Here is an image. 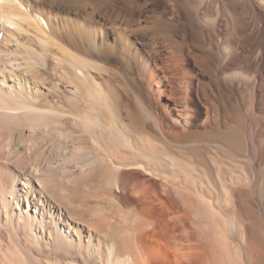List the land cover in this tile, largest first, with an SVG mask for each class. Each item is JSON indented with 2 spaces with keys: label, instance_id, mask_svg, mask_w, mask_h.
Segmentation results:
<instances>
[{
  "label": "bare ground",
  "instance_id": "6f19581e",
  "mask_svg": "<svg viewBox=\"0 0 264 264\" xmlns=\"http://www.w3.org/2000/svg\"><path fill=\"white\" fill-rule=\"evenodd\" d=\"M16 31L34 37L29 52ZM18 47L29 55L22 71ZM49 57L64 85L31 76ZM0 76V116L53 124L63 140L71 121L92 141L74 137L81 173L107 166L95 185L118 208L117 223L105 208L77 220L54 201L56 231L85 226L110 264H264V0H0ZM236 95L256 113H242ZM16 170L13 199L33 192L23 211L14 202L29 227L35 195L55 180L35 167L25 177L33 191L20 189ZM10 219L0 211V226Z\"/></svg>",
  "mask_w": 264,
  "mask_h": 264
},
{
  "label": "rangeland",
  "instance_id": "374dc122",
  "mask_svg": "<svg viewBox=\"0 0 264 264\" xmlns=\"http://www.w3.org/2000/svg\"><path fill=\"white\" fill-rule=\"evenodd\" d=\"M20 32H22V30ZM12 35H14V37H17L18 39L20 38V41H24L23 42L24 46L26 45L25 47L27 48L28 52L32 49V48H30L29 39H27V37L34 39V37H32L30 34H26V32H25V35L21 34V35H23V37L21 38V37H19V32L16 31V33L13 32ZM25 40H26V42H25ZM34 42L35 41H33V43ZM31 47H32V45H31ZM34 48L38 49L37 43H35ZM17 50L18 51L21 50V51H19V53H18ZM25 51L26 50H24V48L18 47L15 50L16 53H14L15 54L14 58L16 57L15 58L16 60L14 59L13 61H15V64H16L19 71H22L21 66H23V64L25 66L30 64V62L28 60L29 58H27L29 55L27 56V53ZM24 57L26 58V60H28V63H26V61L24 60L25 59ZM51 60L52 59L50 57L46 60V67H44V65L43 66L40 65L41 68L39 67V65L37 66L38 68H36V67L34 68V66H32V69L34 71H33V74H31V76L38 75L42 78L43 77L45 78V76L46 77L48 76L49 78L48 77L45 78V79H47V82H46V80L44 81V82H46L45 83L46 86L53 87V86H55V83L56 84L60 83V85H64L65 84L64 81H58L55 78V76H53L54 74L51 70V66H53L52 65L53 60L52 61ZM188 64L191 66V68H193V63L191 61H189ZM19 71H17V72H19ZM42 73H43V75H42ZM2 76L4 77V74ZM3 77L0 76V79ZM50 79H52V80H50ZM15 82H17V85L19 86V80L14 81V84H15ZM7 83L10 84L13 82H10V80L5 78V84H7ZM15 87H16V85H15ZM53 88H55V87H53ZM57 94L59 96L58 92H57ZM245 97L244 96L240 97L239 95H236L237 106L242 113L245 112V113H248L249 115H254V113H256V109L255 110H254V108L252 109V106L249 103L250 102L249 98L247 96H245ZM49 99L51 100L52 98L49 97ZM1 111H2V107H1V103H0V115L4 114ZM18 113L16 114L17 115L16 118L15 117L14 118L9 117V120H7L8 117H7V119H5V116H7V115H4L3 116L4 118L2 116H0V175H1V179L4 181V187H5V188H3V191H1L0 194L5 193V199H6L5 200L6 205H5V207L0 206V211H1V218L2 219H4V214L8 218H11L10 224L7 223V225H8L7 227L0 226V242H1V240H3V242L0 243L3 245V246H1L2 250L0 249V252L3 253V255L5 253V257L6 256L8 257V260L6 261L7 262L6 263L5 262L6 259H3L0 255V264H2V260H3V264H31V263L32 264H63V263H65V261L67 262L66 264H68V262L70 260L76 261V263L74 262V264H103V263L104 264H110L109 260H111V258H109V255H107V251H106L107 249L103 246V244L99 245V247H100L99 250H95L96 249L95 246H97L98 244L96 245V240H95L96 238L94 235L87 242L88 237L85 236L87 234V233H85L86 230H84V228H86L85 226L81 225L78 227L76 224H73L72 221H70V226H65V228L62 231L64 233V235L59 233V230L56 231V229H55V224L56 223L58 224L57 211L56 210L53 211L54 210L53 208L56 205V203H59L60 205H62L67 210V212L73 211L74 213L77 212V216L78 215H80V217L83 216L82 221L84 219V222L86 220L90 221L91 216L93 215V212H95L96 210H103V208H105V211L102 212V214L104 213V216L108 215L110 217V219L113 218L112 219L113 221L109 219L111 222H114V220H115V222L117 223V221H118L117 217H115V216H117L116 212L118 209L116 207L115 203L111 202V201H110V203L108 202L109 198L107 196V193H104L106 195H100V193L102 191L98 192L100 190H97V188H96L97 184L95 185L96 180H98V178H99V175L101 177L103 175V173L106 174V172L108 171L107 166L103 165L106 168L103 166L99 167L98 166L99 164L95 165V163H92L93 164L92 168H94L93 171H91L89 173H83V172L81 173L80 168H82V166L79 165V163H76L77 160H80L81 158H83V153H78V152H80V151L83 152L84 150H82L80 148L78 149V147H77L81 138L83 137L82 141L84 139H86L88 141V142H86L87 145L89 144L88 146L86 145L85 141L83 142L87 146L86 148H88V147L90 148V146H92L91 139L89 138L88 135H87L88 138H86L87 136L86 137L82 136V135H84L83 133H82V135L80 134L81 132L78 133L79 129H78L77 125H75L76 126L75 127L73 125L75 123L68 121L66 123L67 128L68 127H69L68 129L75 128L74 129L75 130L74 135L76 133L77 134L74 136V135H72L73 133L72 134L69 133L70 135H68V139L65 138V140H67V141L64 142L65 140H63L62 137H61V139H59V137L56 136L55 130L51 127V126H53V124L51 125L50 123L49 124L45 123L47 125L48 129L46 128V125L43 124V122H41V121L40 122L37 121L38 124L33 122L34 124H32V125L29 122L26 125V122H28V121H26V122L24 121V123H23V119H25L27 117L24 115H23V117L19 116ZM7 114H9V113H7ZM69 122H71V123H69ZM39 123H41L42 125ZM17 124H19V125H17ZM36 124L38 126H36ZM41 126H42V128H41ZM38 128H40L41 130H39ZM47 133H48V135H47ZM78 134H79V136L81 135L80 140H78L76 138L74 139V137H77ZM72 138H73V140H72ZM89 141H91V142H89ZM77 142H78V144L76 145L75 143H77ZM11 144H13V145H11ZM66 144H67V146L68 145L69 146L64 149ZM75 154H77V155H75ZM79 154H82V155H80L81 158L78 156ZM84 154H85V152H84ZM89 155H91V153H89ZM35 167H37V169L40 170V172H38L37 174L40 173L44 176L46 175L45 177L47 179H54L55 181L52 185L51 184L48 185L46 190H44L42 193V195L43 196L45 195L47 198L40 196L39 194L35 195L37 198V200L35 202H37V204L40 203L41 205H37V207H36L37 219H33L32 220L33 221L32 226L29 225V227H28V225L25 223L26 216L22 215L24 212L19 213V211L14 208V202L16 199H17V201L23 202V206H22V204L20 206V207H22V211H23L24 208L26 207L25 199H29V197L32 198L33 192L32 193L29 192V196H27L26 194L23 193L21 198H18L16 196V197H14L16 199H13V196H12L9 189L11 188L13 173H15L12 171L13 170L15 171L17 169L18 171L16 170L17 171L16 173H19V176L21 178V179L19 178V180H17V183H18L17 186L20 189L24 188L25 190L33 191V190H31V189H33V184L28 183L29 179H25V177L27 176L26 178H28V177L31 178L32 176L33 177L36 176L32 170ZM19 170L21 171V173L19 172ZM29 172H30V175H32L31 177L28 176ZM27 173H28V175H26ZM142 177H144V176H139V178H142ZM23 182H25L24 185H23ZM65 185H67L68 187ZM93 189H94V191H93ZM62 192H64V193L62 194ZM83 192H84V194H83ZM58 193H60L61 195L60 194L58 195ZM65 194H66V196H65ZM88 194H90V195H88ZM105 196H107V198ZM103 197H105V198H103ZM109 197H111V196L109 195ZM1 200L2 199L0 198V202H1ZM112 203H114V204L112 205ZM69 204H71V205H69ZM64 208L61 210L62 215H63V216L61 215L62 217L66 216V211L64 210ZM111 210H112V212H111ZM31 212H32V210H31ZM73 212H71V213H73ZM88 212L90 214H88ZM42 213H44V214H42ZM19 215H22V216H19ZM56 215H57V217H56ZM42 216H43V219H42ZM74 216H76V214ZM77 216H76L77 220L78 219L80 220L81 218H79V216L78 217ZM27 218H29V217H27ZM103 220L100 223L104 224L105 221H103ZM11 221H12V223H11ZM7 222H8V220H7ZM72 226H73V228H72ZM11 227H13V228H11ZM30 227L32 230L31 233L33 234L31 237V239H32L31 241L28 240V237H27L28 230H30ZM82 227H83V229H82ZM3 229L6 231H4ZM48 232H52L53 237L49 238ZM55 233L57 234V236H60V237H56ZM11 237H14V239L17 242L14 239H11ZM55 239H60V241L58 240V243H57L55 241ZM68 242L71 245H69ZM94 244H95V246H94ZM23 247H24V249H23ZM94 247H95V249H94ZM7 248H9V250ZM25 249H26V251H25ZM7 251H9V252H7ZM14 251H15V253H13ZM17 251H18V254H21V255H18ZM10 255L13 257H10ZM19 256H20V259H19ZM52 260L55 262H52ZM57 261L60 263H58ZM11 262H13V263H11Z\"/></svg>",
  "mask_w": 264,
  "mask_h": 264
}]
</instances>
